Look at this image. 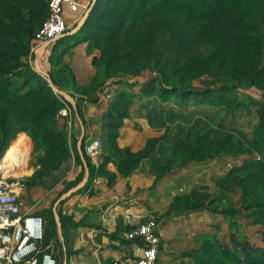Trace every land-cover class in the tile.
Segmentation results:
<instances>
[{"label": "rangeland", "instance_id": "obj_1", "mask_svg": "<svg viewBox=\"0 0 264 264\" xmlns=\"http://www.w3.org/2000/svg\"><path fill=\"white\" fill-rule=\"evenodd\" d=\"M99 17L100 14L95 18L97 22L105 25L96 39L98 44L91 47L93 73L88 77L90 83L103 82L96 94L97 102L105 108L99 126L96 120L91 126L99 131L95 133L101 141L97 156L110 157V148L122 154L113 155V165H118L123 176L133 174L137 181L134 191L139 197L144 192L150 194L151 203L144 217L152 214L159 223V253L155 264H196L199 258L186 255L185 251L206 241L225 243L231 251L242 252L263 245L259 230L264 231V221L260 214L250 213L248 209L241 208L232 216L205 211L164 214L177 196L182 198L178 199L182 204L201 201L220 207L238 206L241 195L247 201L264 200V186L254 183L256 176L241 179L243 173L259 171L249 160L264 159V118L257 121L251 104L264 97L262 13L252 14L238 27L231 20L210 23L217 32L201 34L195 20L177 15L152 17L135 34L129 32L133 25L127 29L126 24H120L118 11L101 20ZM33 57L34 54L27 59L31 66ZM36 72L50 84L46 74ZM104 74L108 77L104 78ZM149 79L155 85L162 81L166 85L217 88L222 82H237L240 87L187 99H179L174 92L141 95V84ZM106 90L108 98L103 97ZM119 91L123 95L118 113L106 112L108 103ZM73 94H79L82 100L91 97L75 89ZM147 99L150 104H143ZM82 100H78L82 112L83 108L94 106V102ZM145 107L150 108L147 116ZM53 118L57 136L19 131L4 141L0 150L1 155L6 148L0 159L10 154L18 160V165L2 167L3 176L22 180L24 187L35 183L44 191L50 190L45 207L65 183L79 176L74 145L77 146L79 137L83 140L91 137L85 134V127L82 133L72 132L76 117L71 111L67 117H61L57 110ZM224 131L237 145L216 150ZM20 134L25 136L26 144L16 143ZM197 137H201L199 141ZM197 143H202L198 153L201 158L190 161L187 158L190 147ZM214 152L216 155L212 156ZM90 161L95 164L93 159ZM235 163L244 164L231 175L240 179L242 188L234 183L223 190L226 180L219 177ZM167 168L177 169L157 179ZM34 171L38 173L33 177ZM81 179L67 196L82 185H78Z\"/></svg>", "mask_w": 264, "mask_h": 264}, {"label": "trees", "instance_id": "obj_2", "mask_svg": "<svg viewBox=\"0 0 264 264\" xmlns=\"http://www.w3.org/2000/svg\"><path fill=\"white\" fill-rule=\"evenodd\" d=\"M119 1L94 0L87 16L73 31L70 32L71 29L67 28L64 31L66 33L52 40L50 51L47 53L46 58L48 67L44 70L50 82V84H47L27 62V59H31L33 56L30 51L29 40L46 15L47 0H0V150H2L3 142L13 137L19 131H25L28 134L34 133V131L37 134L46 132L57 136L53 127V115L55 111L62 107V104L60 105V103L63 101L69 105L71 113L76 117L79 124L81 126L84 124V115L81 105L78 103V100H82V97L79 94L74 95L73 89H75L76 92H83L85 95L91 94L89 99L83 100L95 103L99 100V96L96 94V89L101 88L100 85L103 82L94 84L90 83V79L86 85H77L71 69L61 60V53L79 41H86L87 46L89 47L98 44L96 39L100 38L105 25L101 23L99 24L100 21L97 22L98 20L95 19L98 14H100L99 18L101 20L118 11L120 24H126L127 29H130L133 25L132 30L129 32H134V34L141 32V29L144 27L148 19L158 15H177L195 20V22L200 25V34L206 32L216 33L217 31L209 26L210 23L216 21L231 20L233 25L238 27L244 25L249 17L256 12H261L264 18V0ZM105 34H107L106 31ZM91 60L94 63V56H92ZM106 77H108V74H104V78ZM61 78L64 79L59 82ZM51 84L60 89H64L69 94L71 100H67L60 95L57 96L52 90ZM239 87V83L237 82L234 84L222 82L217 88L210 86L201 88L199 86L166 85L162 81H159L158 84L155 85L153 80L149 79L142 82L139 93L141 95H148L152 94L154 91L159 94L174 92L179 99H187L191 96H205L210 92H221L222 90H231L232 88ZM122 95V91L117 92V96L108 103L106 112L118 113V104L122 103ZM143 104L149 105L150 101L147 99ZM251 104L257 121H262L264 118V97L261 96L260 98L251 101ZM149 109L150 108L145 107V116L150 114ZM111 124H114V122L111 121ZM200 138L201 137H197L196 140L199 141ZM16 143L26 144L25 136L20 134ZM82 143L83 137L77 141V146L74 145L75 158L80 166L79 176L77 175L78 177H76L75 180L65 183L61 189L57 191L47 207L36 211L41 214L42 218H49L47 223L50 225L52 231H54L56 227L52 210V204L55 201L57 220L60 224L63 222H67L69 225L82 224L80 222L71 221L68 217L61 214L59 205L67 197L65 192L74 186L77 181L81 179V176H84L85 168L87 170L86 180L80 187L72 191L71 194L87 190L94 177L97 175L105 176L107 183L109 184L114 180L115 174L109 171L105 165L107 162H114L113 155L121 156L122 154H118L110 148V154L112 155L109 157L104 154L102 160L95 165L90 161V158L84 154ZM228 145L233 146L237 145V143H234L229 138L228 132L224 131L222 138L217 144L216 150L227 147ZM201 149L202 143L194 144L190 147V152L187 158L190 161L201 158L198 155ZM215 155L216 152L212 154V156ZM82 158L84 161H82ZM121 160H124V158H121ZM249 161L258 167L259 171H248L243 173L241 179H244V177L247 176H256V182L254 183L260 182V186H264V159H251ZM115 166L117 171L121 174L122 171L118 168V165L116 164ZM243 166V163H235L227 170V172L219 177V179L226 180L222 187L223 190H226L234 183L240 187L242 186L240 179H233V176L231 175ZM176 169L177 168H167L164 170L165 172H161L156 178L160 179L165 174L173 172V170ZM37 173L38 172L34 171L31 176L34 177ZM178 199L182 200L180 196L175 197V201L173 199L165 210V215L173 214L175 212L184 213L191 211H205L210 214L232 216L242 208L250 210V213L254 212L260 214L262 221H264L263 199L256 198L247 201L245 197L241 195V201L236 207H220L217 205L209 206L207 205L208 203H203L201 201L188 202L186 204L183 202L184 204H182L181 202H178ZM130 226L131 225L116 226L112 231L104 230L103 232L108 237H113L115 233L121 230H126ZM259 233L260 238L264 243V231L259 230ZM120 240L122 239L120 238ZM63 254L65 256L68 254V251L64 248ZM185 254L199 258V261L196 264H264V244L256 245L248 251L242 252L238 250L231 251L225 243H217L212 240L206 241L196 248L185 251Z\"/></svg>", "mask_w": 264, "mask_h": 264}, {"label": "crops", "instance_id": "obj_3", "mask_svg": "<svg viewBox=\"0 0 264 264\" xmlns=\"http://www.w3.org/2000/svg\"><path fill=\"white\" fill-rule=\"evenodd\" d=\"M76 1L77 3H84L87 0ZM63 9L65 22L70 25L78 11L75 14L69 12L65 3H63ZM82 13L77 15V22ZM51 43L52 41L47 44L43 42L33 50V68L34 62L42 71L48 67L46 58ZM37 54L39 55L38 58ZM92 54L93 51L91 47L87 46L86 41H79L61 53V60L69 66L75 83L79 86L86 85L90 81L88 77L93 73ZM93 105L86 110L83 108L85 121L82 126L77 119L76 121L74 119L73 133L78 131L82 133L85 127L86 135L95 136L97 129L91 126L95 120L99 126L100 115L105 105L101 102H95ZM91 159L94 160L95 164H98L102 160V155ZM15 161L14 165H18V160ZM105 167L115 174L114 180L110 184L107 183L105 176L97 175L90 187L85 190L86 192L72 193L59 205L61 214L71 221L82 224L69 225L67 222L60 224L57 218L55 219L54 232L47 223V217H43V235L36 242L34 252L37 258L42 253H49L54 258L55 264H61L63 259H65L66 264H110L111 260L117 257L133 255L138 252L139 241L126 239L123 235L124 230L115 233L113 237H108L103 231H112L116 226L132 225L142 220L147 211V206L151 203L150 194L144 192L139 197V193H135L137 181L133 178V174L121 175L111 162H107ZM46 191L35 183L27 184L18 194L21 210L36 212L44 208L48 203V199H45ZM57 223L60 224L61 239L57 230ZM63 248L68 251L66 256L63 254Z\"/></svg>", "mask_w": 264, "mask_h": 264}, {"label": "built area", "instance_id": "obj_4", "mask_svg": "<svg viewBox=\"0 0 264 264\" xmlns=\"http://www.w3.org/2000/svg\"><path fill=\"white\" fill-rule=\"evenodd\" d=\"M63 3L69 12L75 14L78 11L70 25L65 22ZM88 3L89 0L84 3H77L76 0H47L46 15L31 37L30 50L59 36L67 28L73 29L77 15L85 11ZM103 97L108 98L109 91L106 90ZM69 113L68 104L58 110V114L64 117ZM100 145L98 137H87L83 140L82 150L89 158H94L99 154ZM23 188L22 180L7 178L0 171V264H55L49 253H42L39 258L34 255L36 242L43 235V218L35 211L21 210L18 194ZM50 195V190H47L45 199ZM158 234V221L152 214L132 224L123 231V235L128 240L139 241L138 252L117 257L110 264H155L159 253Z\"/></svg>", "mask_w": 264, "mask_h": 264}, {"label": "water", "instance_id": "obj_5", "mask_svg": "<svg viewBox=\"0 0 264 264\" xmlns=\"http://www.w3.org/2000/svg\"><path fill=\"white\" fill-rule=\"evenodd\" d=\"M93 1H94V0H90L89 5L87 6V8L85 9V11H84L83 14L81 15V17H80V19H79V21L77 22V24H76L75 27H77V26H78V25L84 20V18L87 16V14H88V12H89V9H90L91 4H92ZM75 27H74L73 29H71L70 32L73 31V30L75 29ZM64 33H66V32H62L60 35H63ZM60 35H59V36H60ZM56 37H58V36H56ZM56 37H54V38H56ZM54 38L49 39L48 41L45 42V44L51 42ZM34 69H35L36 71L42 72L43 74H46L44 71H42L41 69L38 68L36 62H34ZM51 88H52V90H53L55 93H57L58 95L62 96L63 98H65V99H67V100H71L69 94H68L65 90L60 89V88L56 87V86L53 85V84H51ZM80 139H81V138L79 137V138H78V141H79ZM82 161H84L83 158H82ZM86 176H87V170H86V168H85V169H84V176H83V178L79 181L78 185L83 184V182H84L85 179H86ZM76 184H77V183H76ZM71 190H73V189H71ZM71 190H70V188H69V189L65 192V194L67 195ZM55 205H56V201L53 202L52 209H53L54 217H55V219H57V214H56V210H55ZM57 230H58V232H59V234H60V239H61L62 237H61V233H60V224H59V223H57ZM61 264H66L65 259H63V261H62Z\"/></svg>", "mask_w": 264, "mask_h": 264}, {"label": "bare ground", "instance_id": "obj_6", "mask_svg": "<svg viewBox=\"0 0 264 264\" xmlns=\"http://www.w3.org/2000/svg\"><path fill=\"white\" fill-rule=\"evenodd\" d=\"M15 163H16L15 159L10 154H6L2 159H0V171H1L2 167H6V168L8 167L9 168V167L14 166ZM5 172H4V174H5Z\"/></svg>", "mask_w": 264, "mask_h": 264}]
</instances>
